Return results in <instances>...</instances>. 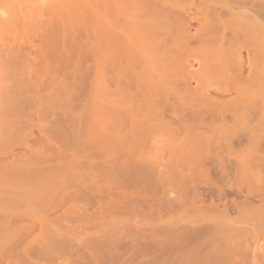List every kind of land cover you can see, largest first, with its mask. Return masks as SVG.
Instances as JSON below:
<instances>
[{"label":"bare ground","instance_id":"1","mask_svg":"<svg viewBox=\"0 0 264 264\" xmlns=\"http://www.w3.org/2000/svg\"><path fill=\"white\" fill-rule=\"evenodd\" d=\"M105 2H107L108 5L110 4L109 2L117 5L114 8L117 9L116 12L119 11L118 14L116 12V14L113 13L114 11L111 14L114 20L118 19L119 25L121 22L124 23L122 24L123 26L120 25L121 29L125 28V31L122 30L121 34L124 37L127 36V38L119 40L121 42L124 39L122 41L123 43H121L125 44V47L122 45L121 47L126 48V46H128L126 43L128 44V42L129 46L132 47V50L131 47L124 49V52H122L124 54L120 53V55L122 54L121 60H124L123 57L127 55L128 52L130 54L135 48L141 49L138 47V45L141 44V39L140 41L138 39L139 42L136 40L133 42L134 39L137 38L138 33V28L135 29V27L142 28V26L145 25L147 27L151 25L149 27H152L151 29L148 28L151 31L150 33H148L149 30L146 31L147 33L145 32L143 34L144 36L141 33V38H145L146 36L148 39L147 46L149 47V45H152L151 47H153L152 49L154 50L153 57L150 54L152 51L151 47L148 49L147 46L144 47L142 44L140 45L144 48V50L142 49L143 52L148 51L146 56L148 59L146 57L145 59L149 61V57L151 56V62L149 63L145 60V66L143 65V67L148 68L149 77L146 79L145 90L142 88L139 93L143 91L145 94L138 93L136 98H134L136 89H139V85L136 84L138 79L135 73L132 75L133 71L131 72L128 67L124 72L126 73L127 70L128 73L131 72L130 74L135 76L134 79L131 76L130 78L128 73L125 74L122 70L121 73H123V75L120 76V73L118 76L122 77L125 74V78L127 75L128 78L125 79L123 77L121 78L123 80H121L119 77L117 80H121L122 83L121 81L118 83L117 80L113 81L116 84L112 83L118 86L119 93L116 91L118 95L116 93L113 95V93L109 92L114 98L120 96V99H116V102L120 101L122 99L121 97L127 98L129 96L128 92H130V96H133L134 101H132L135 104L138 102L142 104L140 100L141 97L143 103L147 108L151 109L152 113L149 111V116L142 121L143 125L140 126L141 129H137L139 121H135V124L133 123L134 125H132L130 123L132 119H126L128 113L126 111L127 105H124L126 106L124 107L122 103L125 101L124 103L127 104V100H122L123 102H117V104H115V99L108 97L111 106L110 109L112 111L107 110L108 113L105 110L103 111L109 115L108 117H111V115L113 116L109 120L116 118L117 124L115 125L114 123L113 125H115L117 130H122V135L120 134L121 137L118 136V140L115 138V141L112 140L113 144L117 147L115 148L119 149V152L118 150H114V148L112 151L108 148L97 150V145L92 146L91 144L86 145L85 143H83L82 146V142H80L79 138L81 135L80 133L78 134L77 131L78 114L76 112L78 109L76 104L79 77L78 65H80L78 64V59L80 57L78 58L79 55L77 53V40L79 39L77 34H79V29H77L78 31L76 30L79 24H77V17L75 16L77 14V16H79V13H76L75 10L73 11L72 7L71 11L75 13L70 12V15H68L69 20H67L68 23L66 21V24L63 22V25H61L62 27L64 24L65 26L67 25V28L71 27V32L66 28V31L71 34L70 38L65 34L66 31L62 34L66 37H61L62 35L60 34L62 31L60 29L61 32H59V26L56 29V24L59 21L56 22L55 20L51 22L52 25L54 22L56 23L54 24L55 26L50 24L52 28H49L51 26L48 27L49 30L52 29L51 33L53 34V30L55 29L57 30L55 33L59 32V36H56L58 34L55 35V33L52 35L53 40L54 36L56 37L54 43H57L58 48L59 45H61V49H65L64 46H66V44L68 45L65 51L61 49L57 51L55 45L56 48L53 46L54 48H51V52H49L47 49L50 48H48L47 45L45 49V16L47 15H45V5L43 6L42 3L41 7L36 6L37 8H34V4L31 6L33 8L27 9L28 14L24 15L22 19L20 18V21H22L20 24L23 23L24 30L26 31V34L24 33L25 38H27V42L30 43V48L34 49V53H32V55H34L33 57L31 56L32 61L28 63V68L26 67L29 72L27 73L28 77L34 80L31 81L32 83L29 80H25L27 82L20 81L23 83L19 86L12 83L13 88H11L12 86L10 85V88L6 89L5 87L8 85L3 87L4 80L2 77L0 79V207L3 206L7 208L0 209V264H157L158 260H161L160 258L165 257L158 251V249L160 250V244H158L156 240H158V235L160 238L159 233L163 236L171 232V235L176 236V239L180 240L181 238L179 236L181 235L187 237V240L189 239L191 242L197 239V241H199L201 240L199 239L200 237L202 238L210 234L209 239L213 242V246L211 247H219V242H224V239L226 241L227 234L230 235L236 231V227L233 229V225L236 226V223L234 222L233 224L231 222L234 221L235 218H233V220L230 218L231 207H236L238 216L240 215L239 217L237 216L239 219H235V221L237 220L236 222L242 217H252V213H254L262 218L260 221L262 225H264V0H105ZM91 3L93 4V1ZM91 3L89 4L93 16L95 19H98L96 9L95 11L92 10L95 5L92 6ZM100 3H102V1H100ZM78 5L80 6L81 4H77L76 6ZM111 5L112 4H110V6ZM69 6L71 5L69 4ZM103 6L105 7V4H103ZM14 7H16V5L13 6V8ZM29 7L30 6H28V8ZM56 8L54 10H56ZM65 8H63V10H65ZM105 8L102 7L103 11ZM20 10V13L23 12L22 9ZM106 10H108V8ZM59 11H61V8ZM14 12L18 13L17 9L14 10ZM110 12L107 11L104 13L107 15L106 13L110 14ZM52 13V15L55 14V12ZM109 14L107 16H109ZM119 14L121 16L123 14L124 16H122V19L125 18V20L116 18L117 15L119 17ZM135 15L140 16L139 19H141V17L145 18L146 16H148V18L146 17V21L138 22L139 19L137 16L135 17ZM128 16L135 20L137 19V21H133V19L130 20ZM155 17L158 19V22H156ZM127 18H129V22ZM102 19L106 20L105 17ZM102 19L101 22H103ZM79 21L78 18V22ZM131 21L135 22V24L144 23L142 26L140 24L138 26L137 24L133 27L135 30L132 31L134 33L135 31L137 32L134 34V39L132 38L133 35L129 36L133 33L128 34L130 32L129 29H133L131 27L133 25ZM153 21L155 22L153 23ZM193 22H196L198 26L191 32ZM147 23L150 24L147 25ZM100 25L101 24H99V26ZM108 27L109 26L104 27L103 25L100 26V28H102L101 30L99 28L98 32L95 31L96 35H93L96 38L94 36L92 37L96 43L97 40L101 38L98 37V34H104L100 32L103 30L106 31ZM121 29H119L120 32ZM120 32L117 34H120ZM116 37L117 35L113 38ZM66 38H69V43L66 41ZM105 39L103 40H110ZM53 40L50 41L53 42ZM50 41L48 42L49 44L51 43ZM99 41L101 44L103 43L102 39L98 40V43ZM111 42L113 43V41ZM64 43L66 44L64 45ZM96 43L95 46L97 48L95 49L93 48V44H91L92 50L98 48L101 50L100 46L102 45H99V43L97 46ZM135 43H137V45ZM105 44H107L105 45V47H107L109 43ZM50 46L52 47V43L49 47ZM112 46L114 47L113 44ZM145 48L148 50H145ZM45 50L49 53V56H45ZM52 51L54 52L52 53ZM244 51L247 52L246 60L242 55ZM94 52L97 53V50L93 51V53ZM114 52L112 56V58L115 57L113 59L114 64H111L110 68L116 66L114 60L116 61L120 57L118 50L116 52L114 49ZM100 54L98 57L95 55L94 58L103 60ZM51 55L53 56L51 57ZM104 55L106 54L104 53ZM99 56L102 59H100ZM45 57H47L48 61L52 60L53 64L47 62L50 67L56 70L55 72H53V69L50 68L47 63L45 68ZM191 58L202 63L204 66V70H202L203 73H197V77L195 75L196 73H190L182 67L185 61L187 63ZM125 60L128 61L129 59L125 58ZM100 62L103 63L102 61ZM20 64H22V62ZM96 64L101 66L98 69L103 68L101 64L99 65L98 61ZM0 65L2 66V64ZM16 65L18 64L16 63ZM216 65L221 67H216ZM168 66H175L173 68L174 71H172L173 73L170 72V75L169 73L164 75L165 72L162 69L165 70L169 68ZM47 68L51 69L50 73L45 71ZM4 69L3 71H5ZM24 69L22 68V71H24ZM116 69L117 68L114 69V72ZM0 70L1 73L2 69ZM8 70L9 69H7V72ZM109 70L112 71L111 69ZM220 71L222 72L221 74ZM5 72L0 76L4 77ZM58 72L66 76L68 81L63 77L62 83H67L68 85H66L68 87L64 85L66 87L61 88L59 97L56 93H54L55 96H53L52 92L51 95L53 96L52 98H54L52 103H54V100L55 102L58 101V98L62 99L67 96L68 100L67 97L63 98L65 99L64 103L63 99L58 101V104L62 101V104H59L62 114L57 115V117L59 120V117H62L63 114L67 112L70 118L67 116L69 120H67V124L63 129H61L62 127L60 126H63L66 121H63V124L60 120L58 121L59 124L57 123V126L59 125V130L57 129L56 136L53 135L55 131L52 134V136L56 138L53 139V137H51L53 141L51 140V142L48 143L49 145L47 144L45 148V143L47 141H45V103L47 102H45V76H49L50 74V76H53L51 79L54 81V79H57L55 77H57ZM246 72L247 74H245ZM19 73L23 74V72ZM205 75L207 77H205ZM25 76H22V79H27ZM97 76H99V74ZM138 76L140 77V74ZM8 77L7 79H9ZM190 77H194L192 79L199 77L197 80V88H191ZM99 78L100 77H98V79ZM7 81L9 82V80ZM129 81L132 82V86L136 84L134 86L136 87V89L134 88L135 91L131 90L133 87ZM206 81H208V83ZM125 82L128 86L127 88L126 85H124ZM29 83L32 85H29ZM67 88L69 90H67ZM64 89L67 90L66 92L68 94ZM213 90L223 96L234 93L236 98L232 100L214 98L209 93V91L211 92ZM126 92L128 96L125 95ZM139 95L142 96L138 99L137 97ZM97 97H99L98 94ZM97 97L95 96V98ZM127 99L130 101L129 98ZM96 100L99 99L97 98ZM103 100L104 99H101V101ZM109 101L106 102L108 103ZM135 101L138 102L136 103ZM96 102L98 103V101ZM49 103L51 102L49 101ZM129 103H131V101ZM113 104L116 106H113ZM121 105L122 107H118ZM66 106L68 109L64 111L66 110ZM112 107L117 109L115 110ZM56 108L57 107L54 105L55 111H58ZM132 109L134 110V105L131 106L129 111L133 112ZM109 112L112 113L109 114ZM132 116L130 118H132ZM65 118L64 120H66ZM134 119L135 118H133V120ZM109 120L107 122H110ZM110 125L113 127L111 122ZM54 129L56 130V128ZM34 130L38 131L39 134H36L38 136L34 134ZM156 132L157 134H161L159 135L160 137L155 134ZM136 133L139 134V138L136 137ZM115 134L116 135L113 136H117V133ZM186 136L195 138L193 141L195 144L191 150L189 149L188 155V150L185 154H183V150H180V145ZM156 137L159 138L157 139ZM244 138H246L247 143L242 145ZM164 142L166 146L170 147L172 152L174 150L175 153L174 155L173 153L171 154L172 160L170 159L171 161L169 165H167L168 167L166 166L167 170L169 169L168 171H157L155 170L156 168L148 169L147 167L149 166L150 168V165H148L147 161L145 165L138 162L139 166L136 164L137 166L135 165V167H132L128 164L129 162L125 163L126 160L122 161V159H120L126 157L123 149L125 148L124 151L127 150L126 152H128L129 145L134 148H137V146L139 148L141 146L140 148L142 149L146 147V150L148 147L152 146V150L155 144L160 147L165 144ZM158 143H161V145L159 146ZM169 144L175 147L173 148ZM236 145H241L242 147L238 148ZM94 147H96V149ZM163 150L165 152V149ZM46 154L47 157H45ZM231 156L237 157L236 162H231ZM94 158H100L101 160L97 162V159ZM188 158L190 160H188ZM185 159L192 163V165L187 163V161L186 168V164L184 163ZM56 160L62 162L54 164ZM134 160L133 162H135ZM47 161H49V164L45 166V162ZM154 162L149 164L155 166L157 163L154 164ZM131 165H134V163H131ZM146 168L148 170H146ZM46 170L50 172L49 179H45L47 178V176L45 177V175H47ZM215 170H217L222 178V182L219 181V178L217 179L215 177V173H217ZM64 177L65 179H63ZM66 177L69 178V181ZM58 178L61 179L59 180ZM147 179L148 182L149 179L151 181L150 184L146 185L143 194L140 193V195L138 193L137 195L134 192V194L125 192V186L127 187L129 184L141 181L146 182ZM64 180H67L68 184H77L79 187V191L77 192H79V194H72V196L71 194L57 195V190L65 183ZM221 183L223 184L221 185ZM165 185L175 190L174 193L176 195L173 196V194H171L173 198H169L170 194L166 196L168 199L164 198L165 191H162L165 190ZM204 185H207L206 187H213V189L217 190L219 196L218 202L211 199L210 202L207 203L206 192L203 189L204 192L201 191ZM226 187L230 190H236L241 199L231 198L228 200V195L225 196ZM150 198L153 201L158 200L160 202V210L162 207H165L166 210L171 209L172 211V209L176 210L180 207L185 210L183 211L184 213L191 211L200 216L208 215L209 218L216 213L215 216L219 219L215 221L212 220L208 225L204 224L205 226L198 227L194 226L196 221L182 223L179 218L172 216L168 217L166 222H164L163 220L165 219L162 217V212H164V210L162 212H160L159 209H157L159 212L153 211L156 210V205L150 206V208L146 206L150 210L154 207L151 212H149L150 210H146L145 213L144 211H138L140 207L145 209L146 207L144 205H149L148 201ZM81 199H86V203L88 200H91L89 201L90 203H93V201L95 203V199H97L98 202L96 203L98 204L95 203V208L97 207L96 210L91 213L87 212V210H90L91 204L88 206L89 209H87L88 207L85 203L84 206H73L77 210L71 211L72 209H70L71 212H62L63 215L57 219V223H60V225L66 224L79 227L81 232L82 229L94 228L96 229L94 233L79 234L75 231L73 234H60L56 233L55 230H51L48 233L45 232L46 208H50L51 206L59 208L62 207L63 203L66 204L69 201H79L80 203ZM102 199H106V201L102 203ZM163 199L167 200H164L167 206H164L165 203ZM56 200L58 201L57 203ZM21 208L26 209V211H23ZM34 209L36 211L33 212ZM140 213H144V216ZM139 214L146 220L149 215H153L154 217V215L158 214L161 215V217L159 216V223H153L151 226H148L149 224L147 225L142 221L131 218V216L137 217ZM243 218L240 222L245 220V218ZM124 219H126V221ZM259 224L257 227L261 229L262 225L260 226ZM182 225L183 229L179 231L177 228ZM241 230L244 232L243 229ZM261 230L264 231V226ZM238 232H240V229ZM178 233L180 235H178ZM239 234H241V232ZM32 235L33 241L27 242V239ZM125 238L127 241L130 240L131 244L129 243V245L125 246ZM139 238L143 239V242L139 243ZM72 239L81 240V243L75 244ZM241 244L239 245L241 246ZM199 246V248L195 247L196 250L191 248L193 251L186 250L188 251L187 255L177 262L175 259L174 264H204L207 262L219 264L217 262L218 259L216 260L214 258V260L213 256L215 257L217 254L216 257H218L223 252H225L223 254L226 259L231 257V251H229L231 253L226 254V252L228 253V247H226L227 250L224 251L226 245H224L225 249L220 251L219 255V251L216 249L214 250V248L212 250L210 249L211 251L207 250L209 251L207 253L204 249L206 248L205 244ZM124 247H126L125 249L128 251V255L126 254V256L122 255ZM236 248L237 250L239 249L235 247L233 253L237 252ZM240 248H242V246ZM170 251L169 249V252ZM241 251L244 252V250ZM173 252L172 250V252H170L171 254H169L172 255ZM156 253H159L160 257ZM168 253L166 257L169 256ZM147 254L152 256L150 260L149 257L147 258L148 261L142 260L141 262H136L133 260V257H146ZM234 254L236 255V253ZM234 254L233 256H235ZM62 255L68 257L66 258L65 256V258L62 259ZM221 256L219 258H224L223 255ZM226 259L224 260L226 261ZM210 260L213 261L211 262ZM159 263L160 261L158 264Z\"/></svg>","mask_w":264,"mask_h":264},{"label":"rangeland","instance_id":"2","mask_svg":"<svg viewBox=\"0 0 264 264\" xmlns=\"http://www.w3.org/2000/svg\"><path fill=\"white\" fill-rule=\"evenodd\" d=\"M89 1V2H88ZM93 1V4L91 3ZM100 1H102V3H100ZM42 3H43V6L45 5V49L48 47V48H50V49H47V51H49V52H51V48H54L55 47V45H56V47H57V43L55 44L54 42H55V36H54V40L52 39L53 38V34L57 31L56 29H57V27L59 28L58 30H59V32H61V34L60 35H62V34H64V32L68 29V31L70 30V28L71 27H68L67 28V25L65 26V24H66V21L67 20H69L68 19V15H70V12L72 13L74 10H75V12L76 13H79V16H75V17H77V24H79L78 25V28L76 27V30L77 29H79V31H78V33L79 34H77L78 36H79V39L77 40V53H78V61H79V63L78 64H80V65H78V74H79V77H78V85H77V101H76V104H77V124H78V129H77V131H78V134L80 133V142H82V146H83V143H85L86 145H88V144H91L92 146H94V145H97L96 147L98 148L97 150H99V149H102V148H108V149H110V151H112V149L114 148V150H118V152H119V149H116L117 147H116V145L115 144H113V142H112V140H114L115 141V139H119V138H117L118 136H120V134L122 135V130L121 129H119V130H117V128H115V125L117 124V121L115 120L116 118H114L112 121L111 120H109L110 118H112L113 116L111 115V117H108L109 115L107 114L108 112H107V110H109V111H112L110 108H111V106H110V101H109V98H111V99H113L114 98V93H116V91L119 93V88H118V86H116V85H113L112 83H114V84H116L115 82H113L114 80L116 81L117 80V78H119L121 75H123V73H121V71L123 70V72H124V70L128 67L129 68V70L132 72V75H133V73H135L136 74V78L138 79H136L137 81H136V84H138L137 86H138V88L139 89H136V87H134L136 84L135 83H133V84H135L134 86H132V82L131 81H129V82H131V86L133 87V88H131L130 87V85H129V87L131 88V90H133V91H135L134 90V88L136 89V93H135V96H134V98H136V96H137V94L139 93V91H141V89L143 88V90H145V88H146V79L149 77V73H148V68H145V67H143V65H144V61L146 60L147 62H151V56H153L154 57V50L152 49L153 47H151L152 45H149V47H151V49H152V51L150 52V54H151V56L149 57V61L147 60L148 58L146 57L147 56V54H148V51L147 52H143V50H144V48L142 47V46H140L141 44L144 46V47H146L147 45H148V39L146 38V36H145V38H141V36L146 32V31H148L149 29L148 28H150L149 26H151V25H149L148 23H147V25H149L148 27L146 26V28H145V26H142L143 24L141 23H137L138 24V26H139V24L142 26V28H140V27H135V25H137V24H135V22H132L133 23V25L131 26L132 28L133 27H135V29L136 28H138L137 30H138V33L135 31V33L132 31V30H135L134 28L133 29H131L130 28V26H129V33L128 34H130V33H133V34H131V35H129V36H132L133 35V39H134V34H136L137 33V38H135L134 39V41L133 42H135V40L137 41V42H139L140 41V39H141V44L140 45H138V47H140L141 49H136L135 48V50L134 51H132L130 54H129V52H128V54H129V56H128V54L127 55H125L124 57H123V59L124 60H121L122 58H121V56H122V54H124V53H122V52H124V49H126L127 47H131V46H129V42H128V44L126 43V45H128V46H126V48H123V47H125L124 45L125 44H122L123 42V40L120 42L119 40H121L122 38H127V36L126 37H124V36H122V30L123 31H125V28L124 29H121V27H120V25H122V24H124V23H122L121 22V24L119 25V21H118V19L116 20H114V17H113V15L111 14L113 11V13H115L116 12V10L117 9H115L114 7L115 6H117V5H114L112 2H109L110 4H112L111 6H110V4L108 5V3L107 2H105V0H0V49L2 50V52H1V50H0V54H1V56H0V58L2 59H0L1 61H0V64H2V66L0 65V69H2V72L0 73V75L2 74H4V72L6 71L7 72V69H9L8 70V72H7V74L10 72H12L11 74H10V76H11V79H10V76L8 77V75L6 74V72H5V75H4V77H5V79H6V81L7 80H9V82L7 81H5V79H4V77L3 76H0V79H1V77L3 78V80H4V84H3V87H5L6 85H8V86H6L5 88L6 89H8V88H10V85L12 86L11 88H13V84H15V85H17V86H19L20 84H22L23 82H27L28 80L31 82V81H33L34 79H31V78H29L28 77V74L27 73H29L28 72V70H27V68H28V63L29 62H31L32 60H31V58L33 57V55H32V53H34V49H31L30 47V43H28L27 42V38H25V35H24V33L26 34V31L24 30V27H23V23L22 24H20L22 21H20V18L22 19V17L24 16V15H26V14H28V10L27 9H31V8H33V7H31V6H33L34 4V8H37V7H41L42 6ZM60 3V4H59ZM89 3H91V5L92 6H94L93 7V9L92 10H94L95 11V9H96V12H97V18L98 19H95L94 18V16H93V13H92V11H91V7H90V4ZM97 5H96V4ZM199 3V2H198ZM37 4V5H36ZM69 4L71 5V6H69ZM74 4H81L80 6L82 7H80L79 5L78 6H76V5H74ZM88 4V5H87ZM98 4H100V5H98ZM102 4V5H101ZM103 4H105V7L103 6ZM16 5V7H14L13 8V6H15ZM28 6H30L29 8H28ZM37 6V7H36ZM109 6H110V9L112 10H110L109 9ZM57 7V8H56ZM58 7H59V9H58ZM65 8V10H63V8ZM73 7V8H72ZM79 7V8H78ZM102 7L103 8H105V10L103 11V9H102ZM17 9V12L18 13H16V12H14V10H16ZM25 8H26V10H25ZM56 8V10L58 11H56V10H54ZM60 8H61V11H59L60 10ZM71 8L73 9V11H71ZM108 8V10H106ZM149 8V7H148ZM14 9V10H13ZM20 9H22V11L24 12V14H23V12H21L20 13ZM76 9H77V11H76ZM90 9V10H89ZM150 9V8H149ZM20 10V11H19ZM51 10H53V11H51ZM67 10V11H66ZM111 12H110V11ZM146 10H147V8H146ZM151 10V9H150ZM103 11V12H102ZM110 12V14L109 13H106L107 15L109 14V16H107V15H105V13L104 12ZM48 12V13H47ZM52 12H55V14L54 15H52L53 13ZM75 12H73V13H75ZM118 12L119 11H117L116 13L118 14ZM50 13V14H49ZM59 13V14H58ZM65 13H67V14H65ZM91 14V16H90V14ZM115 13V14H116ZM60 15V16H58V15ZM57 17H56V16ZM102 15H104V16H102ZM52 16V17H51ZM54 16V17H53ZM92 16H93V19H92ZM102 16V17H101ZM107 16V17H106ZM111 16V17H110ZM115 16V15H114ZM121 15L119 14V17H118V15L116 16V18H120V19H122V16H124L123 14H122V16L120 17ZM137 15H135V17H136ZM51 17V18H50ZM82 17V18H81ZM103 17H105L106 18V20H104V19H102ZM129 17V16H128ZM138 17V19L140 18V16H137ZM147 18H148V16H146ZM146 17L145 18H142L141 17V19H139L138 20V22H140V21H146ZM54 18V19H53ZM56 18V19H55ZM78 18H79V22H78ZM130 18V17H129ZM129 18H127L128 19V22H129ZM149 18H151V17H149ZM52 19V20H51ZM101 19H102V21L103 22H101ZM124 20H125V18H123ZM122 19V20H123ZM133 18H130V20H132ZM155 19H156V17H155ZM49 20V21H48ZM56 20V22L57 21H59V22H57V24L54 22V24H56V29L55 30H53L54 31V33L52 34L51 32V30L52 29H50L49 30V28H52V26H55L54 24L52 25L51 24V22L52 21H55ZM82 20V21H81ZM108 20V21H107ZM135 19H133V21H134ZM152 20H153V18H152ZM121 21V20H120ZM135 21H137V19L135 20ZM148 21V20H147ZM63 22L65 23L64 24V26L62 27L61 25H63ZM100 22V23H99ZM130 22V23H131ZM155 21H153V23H154ZM156 22H158V19H156ZM61 23V24H60ZM67 23H68V21H67ZM106 23H108V24H106ZM52 26H51V25ZM59 24V25H58ZM99 24H101L100 26H103L104 25V27L106 26H109L108 27V29L106 30V31H101L100 33H104V34H98V37H101V38H99L98 40H101L102 39V41H103V43L101 44L100 43V41H99V43H98V40H97V43H96V41H94L93 39V37L92 36H94L93 34H95V31L96 32H98V30H99V28H100V26H99ZM193 26V28L191 29V32H193L194 31V29L196 28V26H198V24L195 22H193V24H192ZM49 26H51V27H49ZM123 26V25H122ZM125 26V25H124ZM49 27V28H48ZM65 27V28H64ZM67 28V29H66ZM123 28V27H122ZM128 28V27H127ZM152 28V27H151ZM150 28V29H151ZM60 29H61V31H60ZM102 28H100V30H101ZM103 29H105V28H103ZM119 29H121V32L119 31ZM146 29V30H145ZM24 30V31H23ZM48 30V31H47ZM68 31H66L65 32V34H67V36L70 38V35L71 34H69V32H71V30L68 32ZM107 31H109V32H107ZM132 31V32H131ZM49 32V33H48ZM59 32L58 33H55V35L56 34H58V35H56V36H59ZM120 32V34H117V33H119ZM151 31L149 30L148 31V33H150ZM48 33V34H47ZM141 33H142V35H141ZM147 33V32H146ZM49 35V36H48ZM51 35V36H50ZM96 35V34H95ZM107 35V36H106ZM115 35H117V37L116 38H113V37H115ZM105 36V37H104ZM119 36H120V39H119ZM136 36V35H135ZM144 36V35H143ZM149 36V35H148ZM61 37H63V38H65L66 36H64V35H62ZM95 37V36H94ZM102 37H104V38H102ZM111 37V38H110ZM150 37H151V35H150ZM49 38H51V39H49ZM69 38L66 40L68 43H69ZM96 38V37H95ZM106 38V39H105ZM131 38V39H132ZM149 38V37H148ZM48 39V40H47ZM57 39H58V37H57ZM103 39H105V40H107V39H110V40H107V41H104ZM116 39V40H115ZM118 39V40H117ZM132 39V40H133ZM138 39H139V41H138ZM26 40V41H25ZM50 40H53V42L52 41H50ZM130 40V39H129ZM129 40H125V41H129ZM132 40H130V41H132ZM51 42L52 43V47L50 46L49 47V45H51V43L49 44L48 42ZM111 41H113V43L111 42ZM57 42V41H56ZM66 42V43H67ZM91 42H93V43H91ZM96 43V45L97 44H99V45H102V46H100V49L102 50H99V48L98 49H96L97 50V53H93V51H96V50H94L95 48H97L96 46H95V43ZM53 43H54V45H53ZM66 43H64V45L66 44ZM105 43H109L108 44V46L107 47H105V45H107V44H105ZM125 43V42H124ZM151 43V42H150ZM49 44V45H48ZM91 44H93V50H92V46H91ZM111 44V45H110ZM112 44L114 45V47L112 46ZM133 44V43H132ZM136 45H137V43H135ZM11 45V46H10ZM16 45V46H15ZM46 45H47V47H46ZM59 45V44H58ZM67 45L68 44H66V46H64L65 47V49H66V47H67ZM121 45L123 46V47H121ZM131 45V44H130ZM54 46V47H53ZM61 45H59V48L57 47V51H59L58 49H61L62 47H60ZM95 46V47H94ZM98 46V45H97ZM55 47V48H56ZM137 47V46H136ZM148 47V46H147ZM148 47V49H150ZM112 48H113V50H112ZM134 48V47H133ZM12 49V50H11ZM15 49V50H14ZM65 49H61V50H63V51H65ZM108 49V50H107ZM114 49H115V51L117 52V50H118V53H119V55H120V53H122L121 55H120V57H119V59H117L116 61L114 60V62H116L115 63V65L117 66H112V67H114V68H110L111 67V64H114L113 63V59L115 58H112V56H113V54L115 53L114 52ZM129 49V48H128ZM143 49V50H142ZM148 49H146L145 48V50H148ZM5 50V51H4ZM99 50V51H98ZM131 50H132V47H131ZM101 51V52H100ZM126 51V50H125ZM5 52V53H4ZM54 51H52V53H53ZM114 52V53H113ZM127 52V51H126ZM125 52V53H126ZM3 53V54H2ZM31 53V54H30ZM100 55H102L101 57L103 58V60H97L98 58H94V56L96 55V57H98V55L99 54ZM104 53L106 54V55H104ZM26 54V55H25ZM48 54V55H47ZM153 54V55H152ZM4 55V56H3ZM21 55V56H20ZM109 55V56H108ZM115 55H116V53H115ZM118 55V54H117ZM243 57H244V59L246 60V58H247V52H243ZM24 56V57H23ZM27 58H26V57ZM32 56V57H31ZM45 56H49V53L48 52H46V50H45ZM53 55H51V57H52ZM106 58H105V57ZM127 56V57H126ZM5 57V58H4ZM118 57V56H117ZM145 57L147 58V59H145ZM16 59V60H14V59ZM28 58H30V59H28ZM46 58V61H45V68H46V63H47V65H48V62H50V63H52V60L51 61H48L47 60V57H45ZM99 58H100V56H99ZM102 58H100V59H102ZM110 58V59H109ZM125 58L127 59H129L128 61L127 60H125ZM6 59V60H5ZM9 59V60H8ZM21 61H20V60ZM22 59H24V60H22ZM27 59H28V61H27ZM48 59H51V58H48ZM105 59V60H104ZM154 59V58H153ZM3 60H4V62H3ZM12 60V61H11ZM18 61H19V63H18ZM48 61V62H47ZM99 62V65L101 64L102 65V67L103 68H101V69H98V68H100L101 66H98V64H96V62ZM100 61H102L103 63H101ZM119 61V62H118ZM122 63H121V62ZM126 61V62H125ZM2 62V63H1ZM11 62V63H10ZM22 62V64H20ZM24 62H26V63H24ZM13 63V64H12ZM16 63L18 64V65H16ZM24 63V64H23ZM49 63V64H50ZM31 64V63H30ZM53 64V63H52ZM52 64H51V66H52ZM147 64V63H146ZM15 65V66H14ZM21 67H20V66ZM104 65V66H103ZM6 66H7V68H6ZM49 66V65H48ZM145 66V65H144ZM16 68V69H14V68ZM24 67H25V69H24ZM27 67V68H26ZM50 67V66H49ZM147 67V66H146ZM167 67V66H166ZM169 68H166L165 70H167V71H165L164 69H162L165 73H164V75L166 74V73H169V75H170V72L171 73H173L172 71H174V67L175 66H168ZM182 67H184L187 71H189L190 73H196L195 75H196V77H197V73H201L202 72V70H204V66H203V64L202 63H199V62H197V61H195L193 58H191V59H189V61L186 63V61H185V63L183 64V66ZM216 67H221V66H219V65H216ZM5 68V69H4ZM22 68L24 69V71H22ZM50 68H52V67H50ZM50 68H47V69H49V70H45V71H48L49 73L51 72L50 70ZM115 68H117L116 70H115V72H114V69ZM127 68V69H128ZM3 69L5 70V71H3ZM18 69H19V71H18ZM53 69V68H52ZM103 69V70H102ZM109 69H111L112 71H110ZM118 69H119V71H118ZM173 69V70H172ZM14 72H13V71ZM17 70V71H16ZM21 70V71H20ZM101 70H102V73H101ZM162 70H161V72H162ZM1 71V70H0ZM56 70H54L53 69V72H55ZM96 71H100L99 73L98 72H96ZM126 71V70H125ZM129 71V72H130ZM19 72H23V74H20ZM26 74H25V73ZM52 72V73H53ZM130 72V73H131ZM141 72V73H140ZM45 73H47V72H45ZM112 73H113V77H112ZM121 73V74H120ZM125 73V72H124ZM126 73H128V70H127V72ZM125 73V74H126ZM130 73H128V75H129V77L131 76L133 79H134V77L135 76H132ZM140 74V77L138 76L139 74ZM163 73V72H162ZM203 73V72H202ZM222 72L220 71V74H221ZM13 74V75H12ZM20 74V75H19ZM54 74V73H53ZM52 74V75H53ZM56 74H57V72H56ZM55 74V75H56ZM99 74V76H97ZM118 74H120V76H118ZM125 74H124V76H122V77H120V79L121 78H125ZM134 74V75H135ZM219 74V75H220ZM245 74H247V72L245 73ZM26 75V76H25ZM46 75V74H45ZM54 75V76H55ZM64 74L63 73H59L58 72V75H57V77H55V78H57V79H54V81L51 79V77H53V76H50V74H49V76L48 75H46L45 76V141H46V143H45V148H46V146H47V144L48 143H50L51 142V140H52V138L51 137H53L52 136V134H53V132H54V134L53 135H55L56 134V131H57V129L59 130V125L57 126V123L59 124V120L61 121V123L63 124V121H66L64 124H63V126H60V127H62L61 129H63V127L67 124V120H69V118H70V116H69V113H67V112H63L64 114H63V116L62 117H59V120H58V117H57V115H61L62 114V111H60V105L59 104H62L61 102L62 101H60V103L58 104V101L59 100H62L63 98H65V97H67V96H65V97H63L62 99L61 98H58V101H56L55 102V100H54V103H52V101H53V99L54 98H52L53 96H55V94L54 93H56V94H58V97H59V95H60V93H61V88H65L67 85L66 84H63L62 83V80H63V77H65V79H66V76H63ZM67 75V74H66ZM128 75H127V77L125 78V79H127L128 78ZM200 75V74H199ZM9 78V79H7V77ZM13 76V77H12ZM22 76L24 77H27V79H22ZM204 76V75H203ZM202 76V77H203ZM98 77H100L101 78V84H100V78L98 79ZM130 77V78H131ZM195 77V79H192V78H194V77H190V80H191V83H190V86H191V88H197L198 87V82H197V80H198V78H196ZM205 77H207L206 75H205ZM214 77V76H213ZM212 77V78H213ZM129 78V79H130ZM200 78H201V76H200ZM15 79V80H14ZM51 81H50V80ZM132 79V80H133ZM142 79V80H141ZM11 80V81H10ZM25 80H27V81H25ZM67 80V79H66ZM119 80V79H118ZM117 80V82L119 83L121 80H123V79H121L120 81H118ZM204 80V79H203ZM19 83H18V82ZM20 81H23V82H20ZM68 81V80H67ZM201 81V80H200ZM55 84H53V83ZM127 82V81H126ZM126 82H125V84L124 85H126ZM139 82H140V84H139ZM205 82V81H204ZM207 83H208V81H206ZM11 83V84H10ZM13 83V84H12ZM32 83V82H31ZM31 83H29V85H32ZM121 83H122V81H121ZM123 83H124V81H123ZM128 83V82H127ZM210 83V82H209ZM2 84H1V86H2ZM112 84V85H111ZM14 85V86H15ZM52 85H53V87L56 89H54L53 87H52ZM64 85H66V86H63ZM144 85H145V87H144ZM16 87V86H15ZM68 87V86H67ZM128 86L126 85V88H127ZM214 87V86H213ZM60 88V89H59ZM115 88H116V90H115ZM125 88V87H124ZM129 88V89H130ZM212 89H214V88H212ZM53 90V91H52ZM65 90V92L67 91V90H69L68 88H67V90L66 89H64ZM115 90V91H114ZM127 90V89H126ZM63 91V90H62ZM128 91H130V90H128ZM48 92H49V94H48ZM52 92H53V94H52ZM109 92H111V93H113V95L111 94V93H109ZM62 93H64V92H62ZM67 93V92H66ZM129 93V96H128V94H127V92H126V96H128L127 98H129L130 99V101H131V103H129L130 101L127 99V98H125V97H121L122 99L120 100V101H117L118 103H120V102H123L122 100H127V104H125L124 102V104L122 103V105L124 106V105H127V109H126V111L128 112L127 113V115H126V119H132V121H134V122H130L132 125H134L135 124V121H139V125L137 126V129L138 128H140L141 129V125H143L142 123V121H143V119H145L147 116H149V113L151 112L152 113V111H151V109H149V108H147L146 107V105L143 103V101H142V98L140 97V96H142V95H139L137 98L139 99V97H140V100H141V102H142V104L141 103H139L138 101V103L137 104H135L133 101V96H130V92H128ZM131 93H134V92H131ZM142 94L144 93L145 94V92H141ZM141 93H139V94H141ZM209 93H210V95L212 96V97H214V98H219V99H223V100H232V99H234V98H236V95L234 94V93H232V94H227V95H220V93L218 94V92L216 93L215 92V90H213V91H209ZM53 96H52V95ZM68 94V93H67ZM97 94H98V96L99 97H97ZM117 94V93H116ZM121 94V93H120ZM49 95V96H48ZM111 95V96H110ZM118 95V94H117ZM51 96V97H50ZM95 96L99 99V100H96L97 98H95ZM109 97V98H108ZM120 97V96H119ZM119 97H115L114 99V103L115 104H117V102H116V99H118ZM48 98V99H47ZM52 98V99H51ZM55 98H57V97H55ZM125 98V99H124ZM132 98V99H131ZM50 99V100H49ZM101 99H104L103 101H101ZM120 99V98H119ZM67 100H68V97H67ZM66 100V101H67ZM133 100V101H132ZM49 101L51 102V103H49ZM64 101H65V99H63V103H64ZM96 101H98V103L96 102ZM102 103H101V102ZM106 101H109L108 103L106 102ZM112 103H113V100H112ZM115 104H113V106L115 105ZM134 105V110H135V112H134V110H133V112H134V114H133V112H131V111H129L130 110V108H131V106L132 105ZM54 105H55V107H57L56 108V110L58 109V111H55V109H54ZM99 105H100V107H99ZM112 105V104H111ZM120 105V104H119ZM122 105L121 106H118V107H122ZM131 105V106H130ZM116 106V105H115ZM63 107H64V109H65V106L63 105ZM124 107H126V106H124ZM112 108H114V107H112ZM67 106H66V110H64V111H67ZM115 109V108H114ZM117 109V108H116ZM115 109V110H116ZM119 109V108H118ZM103 110H105L106 112H104ZM150 111V112H149ZM58 113V114H57ZM112 112H109V114H111ZM138 113V114H137ZM68 114V115H67ZM133 116H132V115ZM132 116V118H130L131 116ZM141 117H140V116ZM151 115V114H150ZM69 118H68V117ZM144 116V117H143ZM65 117H67V118H65ZM64 118L66 119V120H64ZM133 118H135L134 120H133ZM137 118V119H136ZM110 121L111 122V124H112V126L113 127H111V125H110V122H107V121ZM115 121V122H114ZM35 123H36V121H35ZM107 123V124H106ZM115 123V125H113ZM134 123V124H133ZM61 124V125H62ZM137 124H138V122H137ZM117 127V126H116ZM54 128H56V130L54 129ZM113 128H114V131H113ZM136 128V127H135ZM54 129V130H53ZM109 129H110V131H109ZM136 129V130H137ZM80 130V131H79ZM120 130H121V132H120ZM119 131V132H118ZM139 131V130H138ZM37 132V133H36ZM115 133H117V136H113V135H116ZM139 133V132H138ZM138 133H136L135 135H136V137L137 138H139V134ZM160 133V132H159ZM162 133V132H161ZM34 134L36 135V134H39L38 133V131L37 130H34ZM111 134V135H110ZM155 134H157V132L155 133ZM159 135H161V134H157V136H159ZM36 136H38V135H36ZM56 136V135H55ZM155 136V135H154ZM164 136V135H163ZM121 137V136H120ZM134 137V136H133ZM160 137V136H159ZM159 137H156L157 139L159 138ZM164 137H166V136H164ZM54 138H56V137H53V139ZM115 138V139H114ZM163 138V137H162ZM99 139V140H98ZM161 139V138H160ZM194 137H191V136H186L185 138H184V140H183V142L181 143V145H180V150H183V154H185L186 153V151L188 150V152H187V155H188V153H189V151L192 149V147L194 146V144L195 143H193V141H194ZM104 140V141H103ZM53 141V140H52ZM83 141H85V142H83ZM100 141V142H99ZM96 143V144H94V143ZM166 142V141H165ZM164 142V143H165ZM93 143V144H92ZM163 143V142H162ZM247 143V140H246V138H244V141H243V144L242 145H245ZM106 144V145H105ZM109 144V145H108ZM159 144V143H158ZM49 145V144H48ZM113 145V146H112ZM156 146H157V144H155ZM154 145V148L151 150V147L152 146H150V147H148L147 148V150H146V147L144 148V149H142V148H140V149H142V150H140L139 148H138V146H137V148H134V147H132L131 145H129V149H128V152H126V151H124L125 150V148L123 149V152H124V154H125V156L127 157H122V158H120V159H122V161H125V163H128L130 166H134L135 167V165L137 164H139L138 162H141V164L143 163V165H145L147 162H148V165H150V168H149V166L147 167L148 169H151V168H156L155 170H157V171H162V170H164V171H168L167 170V168H166V166L167 165H169V163H170V161L172 160L171 158V154L173 153V155L175 154L174 153V150H173V152L170 150V147H168V146H166V143L165 144H163V146L161 145V143L159 144V146L160 147H156ZM164 145H165V148H164ZM170 145V144H169ZM170 146H172V145H170ZM96 147H94L95 149H96ZM101 147V148H100ZM116 147V148H115ZM173 147V146H172ZM171 147V148H172ZM175 147V146H174ZM173 147V148H174ZM236 147H238V148H240V147H242L241 145L240 146H238V145H236ZM132 148V149H131ZM150 148V149H149ZM156 148V149H155ZM161 148V149H160ZM105 149V150H106ZM163 149H165V152H164V150ZM190 149V150H189ZM162 150H163V152H162ZM170 150V151H169ZM179 150V151H180ZM129 151H130V153H129ZM181 152V151H180ZM129 153V154H128ZM190 153H192V152H190ZM225 153V152H224ZM47 154H48V152H47ZM47 154L45 155V157H47ZM193 154V153H192ZM191 154V155H192ZM131 157H130V156ZM179 155H180V153H179ZM194 155V154H193ZM236 156V155H235ZM181 157V156H180ZM179 157V158H180ZM190 158H192V157H190ZM231 159V162L232 163H234V162H236V158L235 157H233V156H231L230 157ZM94 159H97V162H99L101 159L100 158H94ZM135 159V160H134ZM171 159V160H170ZM129 160H131V161H129ZM133 160L135 161V162H133ZM137 160V161H136ZM140 160V161H139ZM174 160V159H173ZM181 160V159H180ZM188 160H190L189 158H188ZM187 159H185V161H184V163L186 164V162L188 161ZM193 160V159H192ZM96 161V160H95ZM147 161V162H146ZM155 161V162H154ZM182 161V160H181ZM58 162V163H57ZM62 161H59V160H56L55 161V163L54 164H59V163H61ZM137 162V163H136ZM146 162V163H145ZM152 162H154V164L155 163H157L155 166L154 165H152L151 166V164H152ZM174 162V161H173ZM131 163L133 164L134 163V165H131ZM149 163H151V164H149ZM187 163H190L189 161L187 162ZM49 164V161H47V162H45V166L46 165H48ZM140 164V165H141ZM171 164H172V162H171ZM191 165H192V163H190ZM189 164V165H190ZM136 165V166H137ZM139 166V165H138ZM168 167V166H167ZM146 168V170H148ZM186 168H187V164H186ZM139 170V169H138ZM47 171V175H45V177L47 176V178H45V179H49V176H50V172H48L49 170H46ZM45 171V172H46ZM51 171V170H50ZM141 171V170H140ZM215 172H217V170H215ZM215 177L218 179L219 178V181H223L222 180V178L220 177V175L218 174V172L217 173H215ZM152 178V177H151ZM150 178V179H151ZM59 179V178H58ZM61 179V178H60ZM59 179V180H60ZM63 179H65V177L63 178ZM62 179V180H63ZM66 179H68V181H69V178L68 177H66ZM149 179V182H148V179H147V183L145 182H143V181H141V182H136V183H132V184H129L127 187L125 186V192H128V193H136L137 195H138V193L140 194H143V190L145 189V187H146V185H148V184H150V180ZM65 181V180H64ZM153 181V180H152ZM67 183V184H66ZM101 183V182H100ZM224 183V182H223ZM223 183H221V185L223 184ZM89 184H90V182H89ZM99 185H101V184H99ZM205 186V187H204ZM203 186V188H201V191H203V190H205V192L207 193H205V195L207 196L206 198H207V203H209L210 202V200L211 199H213V200H215L216 202H218V198H219V196H218V193H217V190H215V189H213V187H206L207 185H204ZM61 187H63V188H61ZM129 187V188H128ZM144 187V188H143ZM167 187V188H166ZM57 188H59V187H57ZM143 188V189H142ZM79 189V187L77 186V184H74V183H69L68 184V182H67V180L65 181V183L64 184H62L61 186H60V189H58L57 191V195H69V194H71V196H72V194L73 195H77V193L79 194V192H77V191H79L78 190ZM164 189L165 190H163L162 192H167V193H165L164 192V198L165 199H168V197L166 198V196H169V194H170V196H169V198H173V196L174 195H176L174 192H175V190L174 189H172V187L170 188L168 185H165V187H164ZM203 189V190H202ZM226 190H225V196H227L226 198L228 199V200H230L231 198H236V199H241L240 198V196L237 194L238 192L236 191V190H230V189H228L227 187L225 188ZM61 192H60V191ZM70 192H69V191ZM72 190V191H71ZM74 190V191H73ZM174 190V191H173ZM207 190V191H206ZM53 191V190H52ZM76 191V192H75ZM48 192V191H47ZM50 192V191H49ZM204 192V191H203ZM133 193V194H134ZM140 194V195H141ZM167 194V195H166ZM171 194H173V196L171 195ZM132 195V194H131ZM136 195V196H137ZM133 196H135V195H133ZM210 196V197H209ZM212 196V197H211ZM218 196V197H217ZM75 197H77V196H75ZM163 198V197H162ZM224 198V197H223ZM165 199H163V202L165 203V205L164 206H167L166 205V202L165 201H167V200H165ZM69 200V199H68ZM71 200V199H70ZM79 200V199H78ZM84 200V199H83ZM82 199L80 200L81 202L83 201ZM88 200V199H87ZM103 200V199H102ZM101 200V202L103 203L104 201H106V199H104L103 201ZM165 200V201H164ZM223 200V199H222ZM73 201H74V199H73ZM73 201H66V202H68V203H63L62 204V207H55L54 208V206L52 207H50V208H46L45 210H47V211H45V232L46 233H48L49 231H51V230H55L56 231V233H60V234H73V233H75V231H77L79 234H87V233H94L95 231H96V229H94V228H92V229H88V228H86V229H82V232H81V229L79 228V227H76V226H69V225H66V224H63V225H60V223H57V219H59L62 215H63V213H65V211L67 212V211H69V212H71V211H76L77 209L76 208H74L73 206H81V205H85V204H87V207L89 206V204H91L90 205V210H87V212H92V211H94V210H96V208H95V203L96 202H98V200L97 199H95V203H94V201H93V203H90L89 201H91V200H88V202L86 203V199L81 203H79V201H77V202H73ZM58 201L56 200V203H57ZM256 202V201H255ZM85 203V204H84ZM148 203H149V205H144L145 207L146 206H148L149 208H150V206H154V205H156V210H153L154 209V207H152L151 208V210H153V211H158L159 212V210H160V208H159V204H160V202L158 201V200H152L151 198L149 199V201H148ZM92 204H93V206H92ZM96 204H98V203H96ZM69 206H70V208H69ZM96 206H98V205H96ZM142 206V205H141ZM148 207H146L145 209L144 208H142V207H140V209L138 210V211H144V213H145V211L147 210H150V209H148ZM142 208V209H141ZM0 209H7V208H5V207H3V206H1L0 207ZM9 209V208H8ZM17 209V208H16ZM19 209V208H18ZM21 209H23V208H21ZM70 209H72L71 211H70ZM87 209H89V207L87 208ZM138 209V208H137ZM157 209H159V210H157ZM20 210V209H19ZM26 211V209H23V211ZM151 210L149 211V212H151ZM164 210V212H162ZM166 209H165V207L163 208L162 207V209L160 210V212H162L163 214H162V217L165 219V220H163L164 222H166V220H167V218L168 217H177V218H179L180 220H181V222L182 223H185V222H191V221H196L194 224V226H203L204 224L206 225H208V223L209 222H211L212 220L213 221H215L216 219H219V218H217L216 216H215V214H214V216L212 215V216H210V218H209V216L208 215H203V216H200L199 214H195V213H192L191 211H187L186 213H184L183 211H185L184 209H182V208H178V209H172V211H171V209H167V210H169V211H165ZM31 211H32V209H31ZM34 211H36L35 209L33 210V212ZM63 212V213H62ZM155 212V213H156ZM166 212H168V213H166ZM139 213V212H138ZM143 213V214H144ZM140 214H142V213H140ZM140 214H139V216H131V218L132 219H136V220H139V221H142L144 224H149L148 226H151L153 223H159V218L161 217V215H158V214H156V215H154V217H153V215L151 216V215H149V217H147V220L146 219H143V216H140ZM219 214V213H218ZM230 215H231V217L230 218H232V220H233V218H235V219H239L238 217L240 216H238V211H237V209H236V207H231V209H230ZM248 215H251V214H248ZM160 216V217H159ZM218 216V215H217ZM219 216H220V214H219ZM238 216V217H237ZM245 216H247V215H245ZM241 218V217H240ZM243 218V217H242ZM241 218V219H242ZM245 218V220L244 221H242V222H240V220L238 221V222H236L235 221V219H234V221H231L233 224H234V222L236 223V226L235 225H233L234 226V228L233 229H235V227H236V231H237V233H236V231H235V233H231L230 235H228L227 234V238H226V241H225V239H224V242H219L220 243V245H219V247L217 246V247H213L214 248V250L216 249V250H218L219 252H218V255L220 254V251H223V249H225L226 247H228V250H227V248L224 250V251H228V253L226 252V254H229V253H231V257L230 258H228V259H226L225 258V256H224V254L223 253H225V252H223L221 255H223V257L224 258H219L220 256H218V257H216L217 256V254H216V256L214 257L213 256V259L215 258L216 260H217V262L219 263V264H264V231L263 230H261L262 229V227L264 226V225H262V223H261V221L260 220H262V218L261 217H259L258 215H255L254 213H252V217L250 216V217H244ZM243 218V219H244ZM125 221H126V219H124ZM144 220H145V222H144ZM181 223V224H182ZM259 223H261V224H259ZM262 225L261 226V229H260V227H259V229H258V227H257V225ZM50 225V226H49ZM204 225V226H205ZM179 228H177V229H179V231H182V227H183V225L182 226H178ZM240 227H242V228H240ZM240 229V232H241V234H239L240 232H238V230ZM241 229H243V231L244 232H242V230ZM175 231V230H174ZM178 231V230H177ZM178 231V232H179ZM246 231V232H245ZM65 232V233H64ZM67 232V233H66ZM173 232V231H172ZM176 232V231H175ZM177 233V232H176ZM176 233H175V235H176ZM180 233V232H179ZM178 233V235H180ZM160 234V238H159V235H158V240H156L157 241V243L158 244H160V250L158 249V251L159 252H161V254L162 255H164L165 257H162V258H160L161 260H158V262L160 261V263L159 264H174V262H175V259H176V262L178 261V260H180V259H182V258H184L186 255H187V252L188 251H186V250H190V251H193V250H196L195 249V247H198L199 245H202V244H205V247L206 248H204L205 249V252L207 251V250H209V251H211L213 248L211 247V246H213V242L212 241H210V234H207L208 236H205V237H200L199 239H201V240H199V241H197V240H195V241H193V242H191V240H187V237H185V236H179L181 239L180 240H178V239H176V236H173V235H171V232H169L168 233V235H167V233L166 234H164V235H166V236H162V234L161 233H159ZM170 234V235H169ZM173 234V233H172ZM226 236V235H225ZM34 237H35V234H34ZM212 237V236H211ZM164 238H165V240H164ZM140 239V240H139ZM138 239V242L139 243H141V242H143V239H141V238H139ZM171 239V240H170ZM32 242L33 241V235L32 236H30L28 239H27V242ZM72 241L75 243V244H79V243H81V240H76V239H72ZM124 241L126 242H124V245L125 246H127V245H129V243L131 244V241L129 240V241H127L126 240V238L124 239ZM188 241V242H187ZM223 241V240H222ZM132 243H134V242H132ZM224 243V244H223ZM242 243V244H241ZM135 244V243H134ZM222 244V245H221ZM239 244H241V246H242V248H240L241 246L239 245ZM243 244H244V246H243ZM246 244V245H245ZM217 245H218V243H217ZM224 245H226L225 246V248H224ZM236 245V246H235ZM237 245H239V246H237ZM215 246V245H214ZM238 247L239 249V251L237 250V248H236V250H237V252H234V253H236V255L233 253V249L235 248V247ZM200 247V246H199ZM198 247V248H199ZM126 247H124L123 248V253L124 252H126V253H122V255H125L126 256V254L128 253V251H126V249H125ZM190 248V249H189ZM193 250H192V249ZM244 248V249H243ZM167 249V250H166ZM169 249L171 250L170 252H172V250L174 251L173 253H172V255H170L171 253L169 252ZM211 249V250H210ZM177 250V251H176ZM241 250H244V252L243 251H241ZM204 251V250H203ZM209 251H207V253L209 252ZM229 251H231V252H229ZM235 251V250H234ZM170 254H169V253ZM215 252V251H214ZM243 252V253H242ZM165 253V254H164ZM169 254V256H167L166 257V254ZM157 254V253H156ZM233 254L235 255V256H233ZM128 255V254H127ZM159 257H160V255H159V253L157 254ZM65 256L66 255H62L61 257H62V259H64L65 258ZM124 256V257H125ZM227 256V255H226ZM68 256H66V258H67ZM149 257V260L151 259L150 257H152L150 254H147V256L145 257V256H139V258H137V257H133V260L134 261H142V260H144V261H146L147 260V258ZM158 257V258H159ZM222 257V256H221ZM122 258H123V256H122ZM121 258V259H122ZM137 258V259H136ZM125 259V258H124ZM214 259V260H215ZM224 259H226V261L224 260ZM223 260V261H222ZM148 261V260H147ZM171 261V262H170ZM211 261V260H210ZM213 261V260H212ZM211 261V262H212ZM136 262H134V263H136ZM158 262H157V264H158ZM173 262V263H172ZM216 262V263H217ZM208 264H213V262L212 263H209V262H207ZM207 263H204V264H207ZM215 263V262H214Z\"/></svg>","mask_w":264,"mask_h":264}]
</instances>
